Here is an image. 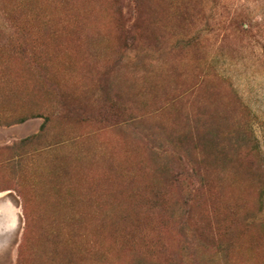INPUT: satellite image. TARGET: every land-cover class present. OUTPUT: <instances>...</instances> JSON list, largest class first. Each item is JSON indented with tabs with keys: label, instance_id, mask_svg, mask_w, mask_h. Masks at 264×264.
Here are the masks:
<instances>
[{
	"label": "rangeland",
	"instance_id": "1",
	"mask_svg": "<svg viewBox=\"0 0 264 264\" xmlns=\"http://www.w3.org/2000/svg\"><path fill=\"white\" fill-rule=\"evenodd\" d=\"M0 264H264V0H0Z\"/></svg>",
	"mask_w": 264,
	"mask_h": 264
},
{
	"label": "trees",
	"instance_id": "2",
	"mask_svg": "<svg viewBox=\"0 0 264 264\" xmlns=\"http://www.w3.org/2000/svg\"><path fill=\"white\" fill-rule=\"evenodd\" d=\"M33 137H26L24 140L25 141H28V140H30V139H32Z\"/></svg>",
	"mask_w": 264,
	"mask_h": 264
}]
</instances>
